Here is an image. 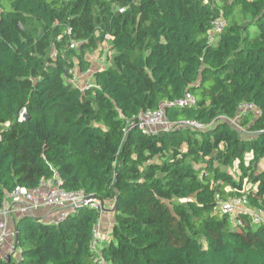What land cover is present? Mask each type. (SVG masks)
Instances as JSON below:
<instances>
[{
	"label": "trees",
	"instance_id": "1",
	"mask_svg": "<svg viewBox=\"0 0 264 264\" xmlns=\"http://www.w3.org/2000/svg\"><path fill=\"white\" fill-rule=\"evenodd\" d=\"M108 1L126 8L104 4L105 23L94 27L92 0H0V208L17 185L57 175L66 189L113 203V239L100 248L109 264H264V225L245 217L236 228L214 209L243 191L264 206V0ZM218 16L226 24L211 40ZM33 21L69 25L71 37L110 35L111 64L94 72L89 92L66 77L91 62L68 48L66 33L65 52L49 59ZM187 92L196 103L166 105V118L205 130L129 127L133 115ZM243 101L259 109L241 119L246 136L222 118ZM171 159L178 165L167 170ZM162 171L176 176L165 182ZM101 215L78 204L63 219L13 216V249L0 264H92Z\"/></svg>",
	"mask_w": 264,
	"mask_h": 264
},
{
	"label": "built area",
	"instance_id": "2",
	"mask_svg": "<svg viewBox=\"0 0 264 264\" xmlns=\"http://www.w3.org/2000/svg\"><path fill=\"white\" fill-rule=\"evenodd\" d=\"M225 24L226 20L222 16L213 19L211 24L212 27L210 29L211 40L223 30ZM71 47H74V43H71ZM75 73V67L69 68L67 71V80L74 76ZM195 103V96L190 92H187L183 97L173 101L164 102L155 109H146L138 112L131 117L128 125L129 127L137 126L143 131L168 129L172 126L193 127L205 130L207 126L194 119H184L172 122L166 118V105L192 106ZM24 114V110L19 113V120L25 118ZM236 115L240 120L248 115L256 117L259 115V109L254 103L243 101L239 103ZM235 127L238 128L237 126ZM238 129L243 136L251 133V131H248L247 129ZM78 204H86L94 209L100 210L102 213L101 216H103L107 207L104 201L100 200L93 194L86 193L82 189H66L62 186V180L57 175L51 179L41 180L35 188H27L17 185L11 192L6 193L3 205L0 208V248L6 241H8L11 235L14 236V232L11 233L9 230V221L13 219L14 213L33 214V212L39 208H47L48 210L59 211V215L54 219L57 220L65 218ZM214 209L221 214L227 215L230 224L236 226V228L244 225L245 217L248 218L252 224L264 225V206H255L251 204L245 191H243L242 194H234L227 198L219 199L215 204ZM100 221L101 220L98 221L94 228L92 248L95 251V256L92 260V264H109L98 248V241L101 238L99 229Z\"/></svg>",
	"mask_w": 264,
	"mask_h": 264
},
{
	"label": "rangeland",
	"instance_id": "3",
	"mask_svg": "<svg viewBox=\"0 0 264 264\" xmlns=\"http://www.w3.org/2000/svg\"><path fill=\"white\" fill-rule=\"evenodd\" d=\"M199 1H205L210 2L213 5H220L223 0H193V2H199ZM104 4H109L110 7L114 10L118 11H124L126 7H120L112 2H109L108 0H92V20L95 22V26H101L102 23H105V19L103 16L99 13L100 9ZM30 30L32 31L33 26H36V29H33V37L39 36L42 38H47L49 41V46L44 48V52L46 56L51 59L55 60L60 53H64L65 50L62 48L61 40L63 38L62 35L66 33L68 36H72L73 29L71 26L67 25L65 28L64 26L60 27H53V28H44L40 22L33 21L31 23ZM92 30V28H91ZM90 30V31H91ZM91 36L90 38H82L81 34H77L75 32L74 37L70 38V43L67 45L69 49L74 50L75 54L85 56L90 62H91V68L90 71L86 74L90 75H82V72H77L73 77H70L72 81H75L76 88L80 90L83 94L89 92L91 86H93V77L92 74L101 68H105L111 64L112 57L114 54V51L110 44V35L106 34L103 37H98L96 32H90ZM71 43H74V47H71ZM72 61L76 62V55H73L71 57ZM73 67H76V64L72 65ZM74 84V83H73ZM88 97L91 98L92 94L89 93ZM222 118L228 122H232L235 126L240 128L241 130L247 129L245 125H242L241 120L237 117L236 113L233 115H225L222 116ZM156 162H161L160 160L156 159ZM146 163L139 165L137 168L139 172H141L144 168ZM178 165L177 160H170V164L167 166V170L171 168H175ZM263 165L262 163L258 164V167H261ZM198 166V165H196ZM167 171H162L160 173L162 180L165 181L167 177H174L176 176V172L166 173ZM236 172V171H235ZM166 182V181H165ZM248 185L247 183H245ZM174 201L180 200L177 197H173ZM109 206V205H108ZM107 208V207H106ZM111 239H113L110 236ZM104 244L101 243L99 245V248H101Z\"/></svg>",
	"mask_w": 264,
	"mask_h": 264
},
{
	"label": "crops",
	"instance_id": "4",
	"mask_svg": "<svg viewBox=\"0 0 264 264\" xmlns=\"http://www.w3.org/2000/svg\"><path fill=\"white\" fill-rule=\"evenodd\" d=\"M101 69H104V68H101ZM89 71H90V69L87 72H89ZM77 72L80 73V71L76 68V73ZM87 72H85V73L82 72L81 74L85 75ZM93 74H92V77H93ZM86 75H88V74H86ZM88 76H90V75H88ZM70 81L71 80H68V82H70ZM70 83L71 84L74 83L73 86H76V84H75L76 82L75 81H72ZM93 84H94V77H93ZM6 125H7V123H6ZM260 162L261 163L263 162V165L261 167H258V170L259 171L260 170L264 171V160L262 159V160H260ZM236 165L237 164L235 163V167H236ZM112 207H113V203L111 202L110 206H107L106 211H105V213L103 214V216L101 218L100 228H99L100 229V233H101V238L98 241V248H99V245L101 243H103L105 245L106 243H108V242H110L112 240L110 238V236L112 237V224L114 222L113 213L110 211ZM33 213H35V215H37V216H44L48 220H54L59 215V211H57V210H48L47 208H39L38 210H35ZM19 214H21V213H14L13 216H18ZM9 230L11 231V233L14 232L13 219L9 221ZM13 242H14V236L11 235V237H9L8 241H6L4 243V245L2 246V248L0 249V256L9 254L12 251Z\"/></svg>",
	"mask_w": 264,
	"mask_h": 264
},
{
	"label": "water",
	"instance_id": "5",
	"mask_svg": "<svg viewBox=\"0 0 264 264\" xmlns=\"http://www.w3.org/2000/svg\"><path fill=\"white\" fill-rule=\"evenodd\" d=\"M24 117L26 118L27 117V115H26V113L24 114ZM111 212H113L114 211V207L113 208H111V210H110Z\"/></svg>",
	"mask_w": 264,
	"mask_h": 264
}]
</instances>
